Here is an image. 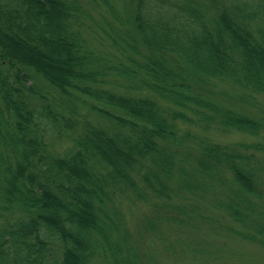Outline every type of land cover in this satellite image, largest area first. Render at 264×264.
Instances as JSON below:
<instances>
[{
  "label": "trees",
  "instance_id": "16d2710c",
  "mask_svg": "<svg viewBox=\"0 0 264 264\" xmlns=\"http://www.w3.org/2000/svg\"><path fill=\"white\" fill-rule=\"evenodd\" d=\"M30 69L110 126L38 106ZM220 88L264 97V0H0V264L264 250V117Z\"/></svg>",
  "mask_w": 264,
  "mask_h": 264
},
{
  "label": "rangeland",
  "instance_id": "374dc122",
  "mask_svg": "<svg viewBox=\"0 0 264 264\" xmlns=\"http://www.w3.org/2000/svg\"><path fill=\"white\" fill-rule=\"evenodd\" d=\"M28 72L31 76L29 84L32 86L30 95L38 106L40 104L41 106L49 105L55 112L66 116V118L72 117L80 123L90 122L95 125L110 126L109 120L93 110L96 105L93 100L76 92L70 96L64 95L35 71L30 69ZM223 87L228 88L227 86ZM234 93L235 95L239 94V92ZM219 96L221 101L227 105L256 117H264V97L262 96H259L255 103L242 102L232 96L229 90H222V88H220ZM243 140L249 141L250 138L236 133L224 134L221 138L222 143L225 144H234ZM137 216L138 214L136 218ZM168 235L173 237L170 233ZM202 235L207 237L205 233L197 230L193 237L196 240ZM209 240L216 243L215 251L204 250L203 254L195 255L193 258L186 247L176 246L175 242V247L169 250H163L161 247L159 248V264H264V250L256 245L224 237Z\"/></svg>",
  "mask_w": 264,
  "mask_h": 264
}]
</instances>
